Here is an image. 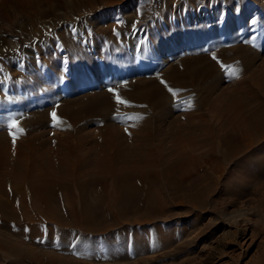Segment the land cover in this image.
<instances>
[{
	"label": "rangeland",
	"instance_id": "obj_1",
	"mask_svg": "<svg viewBox=\"0 0 264 264\" xmlns=\"http://www.w3.org/2000/svg\"><path fill=\"white\" fill-rule=\"evenodd\" d=\"M52 1L59 3L62 0ZM120 1L113 0L114 3L102 6L96 3L90 9L57 7L53 14L44 5L45 15L36 18L26 28L24 16L17 13L9 20L0 21V132H8L15 140L26 138V131L30 129L26 126L27 119L39 118L41 112L46 111L41 116L46 117L33 129V134L39 133L43 140L50 139L61 132L62 124L67 123L57 111L64 98L73 101L74 97L93 92L134 89L138 79L149 78L148 81H159L168 87L171 84L163 76L173 71L168 68L169 64L182 69L184 64L209 59L217 68H210L208 73L200 78L196 75L194 81L189 82L188 75L179 74L176 80L184 79L183 87L175 86V83L169 88L175 96L158 108L168 111V116L153 123L166 145H170L180 129L182 133L195 130L196 126L189 122L192 115L195 122L200 114L211 121L215 130H225L231 119L229 104L234 94L247 90L246 79L256 84L255 89L262 90L264 0H193L196 1L193 5L189 0H165V3L164 0H139L132 8L142 18L135 14L125 15L124 2L115 5ZM128 11L131 13L130 9ZM72 12L75 15L65 21ZM55 27L65 35L55 34ZM93 44L97 45L96 53L91 50ZM65 60L72 64L69 74L64 70ZM208 87L212 89L207 94L208 103L203 107L200 97L206 94ZM121 100L129 109L111 111L113 120L110 121L118 122L117 125L129 123L126 126L130 127L133 121L146 119L152 114L145 107L148 103ZM141 106L143 111L139 109ZM47 112L50 113L47 115ZM98 122L93 119L81 126L96 129ZM13 123L16 127H12ZM247 154L242 152L238 157L249 156ZM250 160L240 169L234 167L235 162L227 164L224 179L211 194V200L224 202L226 210H244L243 221L219 228L204 243L169 245L158 240L156 227L176 228L179 223L197 218V214L203 212L206 222H210L208 228H213L212 213L208 211L211 203L206 204L205 209L197 210V214L184 205L171 204L170 209L174 208L169 209L163 218L164 223L162 219H144L145 208L135 205L128 209L126 219L132 226L128 231L130 238L125 263H100L104 260L92 263L82 258L83 255L77 256L79 246L76 242H79L81 233L71 231V242L61 241L56 232L52 234L53 243L46 249L54 254L49 252V258L33 261L27 257L25 249H1L0 264H65L67 259L59 258L61 255L73 258L66 264H264V162L258 169ZM171 190L169 185L166 190L169 196ZM30 225H25L24 233L27 243L35 246L34 243L47 237L50 225L38 221ZM188 232H193V228ZM0 233L4 230L1 229ZM206 233H200V236ZM9 234L18 239L15 234ZM32 234L33 240L29 237ZM102 238L97 237V245L101 250L106 248L105 253H101L106 255L109 244ZM139 240L147 241L149 252L138 255L140 252L134 243Z\"/></svg>",
	"mask_w": 264,
	"mask_h": 264
},
{
	"label": "bare ground",
	"instance_id": "obj_2",
	"mask_svg": "<svg viewBox=\"0 0 264 264\" xmlns=\"http://www.w3.org/2000/svg\"><path fill=\"white\" fill-rule=\"evenodd\" d=\"M137 1L139 0H121L115 5L124 2V14L141 17L132 8ZM196 1L189 0L191 5ZM163 2L165 3V0ZM96 3L102 6L114 2L0 0V21L9 20L12 14L17 13L24 16L26 28L36 18L45 15L44 5L53 14L52 11L57 7L90 9ZM69 15L65 21L75 14L72 12ZM54 30L55 34L65 35L61 30L59 33L56 27ZM96 49L97 45L93 44L91 50L96 53ZM184 66L185 68L181 69L169 64L168 68L173 71L163 76L171 84L168 87L159 81H148L149 78L138 79L134 83V89H115V92L109 93L93 92L80 98L74 97L73 101L64 98L57 111L67 123L60 124L61 132L56 136L53 134L54 137L50 139L43 140L40 139L39 133L33 134V129L42 122L44 116L46 117H41L46 111H42L39 118L37 116L27 119L26 126L30 129H27L29 132L26 131V138L15 140L8 132H0V230H4V233H0V250L25 249L29 259L41 261L49 258V252L54 254L47 250L53 243L54 232L61 241L71 242V231H77L81 233L79 242H76L79 246L77 256L83 255L82 258L92 263L103 260L105 262L100 263H125L123 260H126L130 238L128 231L132 226L126 219L128 209L135 205L145 208L142 209L145 211L144 219L163 220L171 204L184 205L197 214V210H203L206 204L211 203L208 211L212 213L213 228H208L210 222H206L203 212H198L197 218L177 223L179 226L176 228L162 226L163 229L160 225L157 226L158 240L162 239L169 245L181 242L188 245L199 241L204 243L213 237L219 228L224 229L231 222L243 221L244 210H226L224 202L211 200V194L224 179L227 164L230 162H235L234 167L237 169L243 167L250 159L258 169L260 163L264 162V86H261L262 90H257L256 84L245 78L247 90H242V94L239 91L234 94L229 104L231 119L225 130H215L211 121L200 114V118L195 122L192 115L188 121L196 126L195 130L192 128L193 132L182 133L180 129L170 145H166L163 144L159 130L156 128L158 132H154L156 129L153 123L168 116V111H160L158 108L175 96L169 88L175 83V86L183 87L181 84L185 83V80H176L179 74L188 75L189 82L194 81L196 75L200 78L208 73L210 68H217L209 59ZM64 68L65 73L69 74L72 64L65 60ZM210 88L205 89V95L200 94L203 107L208 103L207 94ZM249 94L251 96L248 97ZM117 97L120 100L124 98L137 103H148L145 107L149 108L152 114L150 117L147 115L146 119L133 121L130 127L126 126L129 123L124 124L125 126L117 125L118 122H111V111L116 109L114 112H121L129 109L118 103ZM139 109L143 111V106ZM50 112H47V115ZM93 119L99 120L96 129L81 126L82 123ZM184 127L186 129L187 126ZM242 152L248 153L249 156L238 157ZM169 185L172 189L169 191L170 196L166 191ZM35 221L39 224L49 223L50 226L47 237L37 244L33 242L34 246L27 243L29 241L24 230L30 227V224L34 225ZM189 228H193V232H188ZM205 232L207 233L200 236V233ZM9 233L15 234L18 239H13ZM33 234L29 235L31 240ZM99 236H103L104 242L109 244L106 255L101 254L106 248L101 250L97 245ZM145 242L139 240L134 243L137 250L139 249L138 255L149 252L148 243ZM58 257H64L67 261L73 260L70 256ZM99 257L101 259H98ZM59 261L63 262V259Z\"/></svg>",
	"mask_w": 264,
	"mask_h": 264
},
{
	"label": "snow or ice",
	"instance_id": "obj_3",
	"mask_svg": "<svg viewBox=\"0 0 264 264\" xmlns=\"http://www.w3.org/2000/svg\"><path fill=\"white\" fill-rule=\"evenodd\" d=\"M117 101H118V103H121V104L124 103V101L120 100L119 97H117ZM53 115H54V114H53ZM12 127H16L15 123H13Z\"/></svg>",
	"mask_w": 264,
	"mask_h": 264
}]
</instances>
